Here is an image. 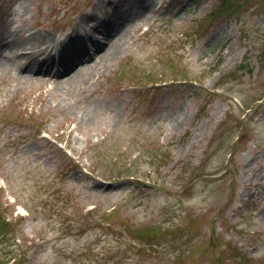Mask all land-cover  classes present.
Here are the masks:
<instances>
[{"label":"rangeland","instance_id":"1","mask_svg":"<svg viewBox=\"0 0 264 264\" xmlns=\"http://www.w3.org/2000/svg\"><path fill=\"white\" fill-rule=\"evenodd\" d=\"M216 1L0 0V32H41L55 65L78 39L106 50L83 14L149 4L81 70L0 64V206L18 220L0 264H264V0L203 23ZM128 162L145 185L108 180ZM153 225L172 231L138 242Z\"/></svg>","mask_w":264,"mask_h":264},{"label":"bare ground","instance_id":"2","mask_svg":"<svg viewBox=\"0 0 264 264\" xmlns=\"http://www.w3.org/2000/svg\"><path fill=\"white\" fill-rule=\"evenodd\" d=\"M148 7L149 4L144 2L135 9H120V7L114 8L105 21L93 18L91 19L90 16L92 15L83 14L80 17V20L84 22L93 21L91 25L93 26V31L101 33L100 36H97L92 32L86 31L84 33L85 37L90 41V44H96L99 42L101 44L99 47L105 46L106 50L102 54L96 55V51H90L87 48L88 45L81 43L82 41L78 39L70 46V48L67 47L65 52L59 55L57 66L53 63H48L49 59L46 58L48 56L45 54L50 51H47V46L41 44L36 46L40 38L43 36L41 32H31L23 39V41H20L17 38V34L21 32L20 30L13 31L12 33H9V35L0 32V64H4V66H8V64H18L17 71H19V73H17V76H20V73H23L27 77L34 76L35 74L59 77V75L61 76L63 72L69 70L70 68L79 67L78 70H81L88 65L89 58L93 56H98L103 59L110 56V54L116 49V43L112 40V36L115 31L123 24L132 20L134 16H139ZM67 37L69 40L73 39L72 36ZM26 41H28L27 44ZM6 48L9 49V53L4 54ZM37 51L40 53L39 57L33 53ZM76 75V73H72L68 79H63L71 80L76 78Z\"/></svg>","mask_w":264,"mask_h":264},{"label":"trees","instance_id":"3","mask_svg":"<svg viewBox=\"0 0 264 264\" xmlns=\"http://www.w3.org/2000/svg\"><path fill=\"white\" fill-rule=\"evenodd\" d=\"M261 4H262V0H217L211 12L206 17L202 18L201 21L203 23H206L207 21L208 22L215 21L221 17L236 18L238 21H240L241 15H243L249 10L252 11L247 12L246 14L248 13L253 14L254 11H257L258 13H262V9H259ZM159 160H163V158L161 157L159 158ZM130 176L133 177V179L130 180L131 183H135V182L139 183L142 181L141 179L138 180L137 178L140 177L136 176L135 174H131ZM16 224L17 222H9L6 219L2 206H0V243L10 245V239L12 238V235L15 231ZM133 231H136L135 233H137L136 236L138 240L139 239L142 240V241H138L140 243L160 244V241H162V239H159V237H161L165 233L166 234L170 233L172 230L161 229V228L159 229L157 228V226H152L141 231H137V230H133ZM144 249L147 248L143 247L139 249L138 250L139 253H142Z\"/></svg>","mask_w":264,"mask_h":264}]
</instances>
